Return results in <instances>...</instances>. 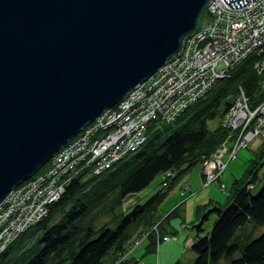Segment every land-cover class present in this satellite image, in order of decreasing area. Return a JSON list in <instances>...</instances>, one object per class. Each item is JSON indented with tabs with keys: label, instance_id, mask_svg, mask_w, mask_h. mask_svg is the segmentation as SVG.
<instances>
[{
	"label": "water",
	"instance_id": "obj_1",
	"mask_svg": "<svg viewBox=\"0 0 264 264\" xmlns=\"http://www.w3.org/2000/svg\"><path fill=\"white\" fill-rule=\"evenodd\" d=\"M208 1L0 0V200L176 55Z\"/></svg>",
	"mask_w": 264,
	"mask_h": 264
},
{
	"label": "trees",
	"instance_id": "obj_2",
	"mask_svg": "<svg viewBox=\"0 0 264 264\" xmlns=\"http://www.w3.org/2000/svg\"><path fill=\"white\" fill-rule=\"evenodd\" d=\"M253 62V57L246 55L175 119L155 117L149 121L146 140L105 170L95 174L85 170L74 176L60 197L49 204L45 216L25 227L5 247L0 264H46L53 257L56 262L69 259L68 264H105L107 255L113 257L112 264H142L128 257L133 249L127 251L131 238L147 234L144 253L155 252L164 237L175 239L176 233H164L157 216L159 204L179 175L210 159L222 143L232 139L220 120L232 105L238 86L247 93L252 106L263 99L262 73L253 69ZM212 120H217L214 127L208 124ZM254 155L242 175L232 179L224 203L213 204L206 213L202 208L207 203L196 206V218L190 225L194 231L189 246L194 252L191 264H264V230L256 233L264 226L263 137ZM168 169L174 171L172 176H166ZM159 172L163 178L154 193L114 212L128 194L141 191ZM176 210L173 207L169 212ZM212 210L215 218L207 230L202 219ZM108 211L117 215L113 224L95 226L97 216ZM125 250V257L116 263Z\"/></svg>",
	"mask_w": 264,
	"mask_h": 264
},
{
	"label": "built area",
	"instance_id": "obj_3",
	"mask_svg": "<svg viewBox=\"0 0 264 264\" xmlns=\"http://www.w3.org/2000/svg\"><path fill=\"white\" fill-rule=\"evenodd\" d=\"M204 8L209 12L208 22L183 38L176 55L133 85L117 104L103 108L92 122L52 153L48 167L2 196L0 253L25 227L45 216L49 204L60 197L74 176L85 170L99 173L140 146L146 140L149 121L155 117L175 119L246 55L253 57L255 71L264 72V0H249L240 7L227 6L225 0H209ZM236 93L220 120L232 139L202 162L203 184L217 180L239 148L264 138V97L252 106L243 88L238 86ZM225 154L228 157L224 161ZM165 174L172 176L174 171L168 169ZM145 235L135 238L127 251ZM127 251L120 253L116 263Z\"/></svg>",
	"mask_w": 264,
	"mask_h": 264
},
{
	"label": "rangeland",
	"instance_id": "obj_4",
	"mask_svg": "<svg viewBox=\"0 0 264 264\" xmlns=\"http://www.w3.org/2000/svg\"><path fill=\"white\" fill-rule=\"evenodd\" d=\"M209 20V12L203 8L202 13L199 15L198 17V26L203 25V23H207ZM263 81H264V72L261 74ZM133 88V87H132ZM132 90V89H130ZM262 90H264V83L262 84ZM129 91V90H128ZM127 91V92H128ZM126 92V93H127ZM125 93V94H126ZM125 94H123V96H125ZM123 96L120 98L119 101L122 100ZM119 101H117L115 104H117ZM113 104V105H115ZM112 105V106H113ZM217 120H212L210 121L208 124L210 127H214V125L216 124ZM259 139H254L253 141L251 140V142L244 147H241L237 150L236 154L234 155L235 157L231 158L230 160H228L225 165H224V169H222L221 174L219 175V180H214L212 182H209L207 184H203V174H202V164H195L193 165L191 168H189L188 171L183 172L181 175H179V177L176 179L177 181L175 182V184L173 185V187L169 190V193L167 194L166 198H164L163 202L159 204V207L157 209V216L159 218V220L162 221L161 226H163V228H167L170 224L174 225L175 223H178V227H181V225H185L187 223V232L189 233L191 228L190 225L188 223V221H190L192 219V217H195V205L200 202L198 200H194L193 194L197 193V192H201L205 193L206 191H208V189H210V191L212 190L213 194L218 193L217 195L219 196V201H217L218 203H224L226 198V192L227 190H229L228 188V184L230 185L232 182V179L236 178V177H240L242 175V172L244 171L245 168H247L249 161L252 159V157H255L254 155V151L257 148V146H259ZM143 143V142H142ZM128 153V152H127ZM227 154L225 155V157L223 158V160L225 161L227 158ZM51 157L49 158V160L47 162L44 163V165L46 167H48L49 161H50ZM43 166V164H42ZM46 167H44L43 169H45ZM43 170H37L34 175L38 172H41ZM163 178L162 173H158V175H156L151 182H149L141 191H138V193H134V194H128V196H126L123 201H122V205L121 208H119V206L116 208L114 212H118L119 209H125L126 207H128V205L133 204V201H137V202H142L144 199H146L147 197H149V195H151L152 193H154L159 186H161V179ZM185 182L188 181L189 183V187L185 188L184 184L182 186H179L180 182ZM211 183V184H210ZM225 184V185H224ZM186 193L188 195V197L185 198V202L182 206V214H180V212L178 210H176L175 212H169L171 209H173L175 203L177 202L176 200H178L181 197V193ZM186 195V196H187ZM182 199V198H180ZM191 199L193 200V206L190 204ZM180 201V200H179ZM208 206H203L204 209L202 208V212L206 213V211H208V209L215 203H209V201H207ZM203 205V204H202ZM202 207V206H201ZM201 212V213H202ZM168 214V215H167ZM116 213H112V212H106L101 214L100 216H97L96 220L94 221V225L98 226V225H112L113 220L116 217ZM215 218L214 212L213 210L211 212L208 213L207 218L202 219L203 220V226L205 229H209L212 225V222L214 221L213 219ZM182 220L185 223H182ZM171 221V222H170ZM191 222V221H190ZM262 230H264V226L260 227V230L256 231V233L261 232ZM174 237L172 236L171 239ZM135 237L131 238V240H134ZM146 240H141L140 245L138 247H136V255L139 257L140 262H144L146 264H154L156 256H157V261H159V264H164L165 260H167L169 258V256L172 254L169 251V248H171L170 245H167L166 242L162 243V241L160 242V249L159 252H153L152 253H144V246L146 245ZM162 249V251H161ZM106 258H104L105 260V264H111V256H105ZM68 260L69 259H65V260H61V261H57V259L55 257L53 258H49V260L47 261L46 264H68ZM184 262V260H183ZM182 262V264H183ZM115 264V263H113Z\"/></svg>",
	"mask_w": 264,
	"mask_h": 264
},
{
	"label": "crops",
	"instance_id": "obj_5",
	"mask_svg": "<svg viewBox=\"0 0 264 264\" xmlns=\"http://www.w3.org/2000/svg\"><path fill=\"white\" fill-rule=\"evenodd\" d=\"M183 184H184L185 188L189 187L188 181H185V182L181 181L179 186H182ZM229 186L230 185L228 184V188H229ZM212 190L210 191V189H208V191H206L205 193H202V191H201V192H197V193L191 195V196H193L194 200L200 201L195 205V208L198 205H202V204L204 205V204L208 203L207 201H209V203L210 202L211 203L212 202L218 203L217 202V201H219V196L217 195L218 193L213 194ZM186 195H187L186 193H181L180 198H182V199L179 198L178 200H176L177 202L174 205V207H176L177 210L180 211V214H182V212H183L181 205L184 204L185 198L188 197V195L187 196ZM190 204L193 206V200L192 199H191ZM194 213H195V217H192V219L190 220L191 222L188 221L189 225H191V223L196 218V212H194ZM182 223H185V222L182 220ZM187 226L188 225L186 223L185 225L182 224L181 227H178V223H175L174 225L170 224L167 228H165V231H166V232H164L165 234L170 235L171 232L176 233V234H175L174 240H173V238L171 239L169 237L167 239L161 240L162 243L166 242L167 245L171 246V248H169V251H170V253H172L169 256V258L167 260H165L164 264H182L183 260H184L183 264H191V261L193 260L194 252L190 251L189 246H190V244H192L191 241H192V236H193L194 231L191 228L190 232L188 233L187 232L188 230L186 229ZM143 240H146V238H144ZM160 242H159V244H161ZM139 245H140V243H138L137 246H135V247H133V249H131V251L128 253V257L131 258V256H132L134 258H137L138 263H142L143 261L140 262L139 257L136 255V250H135L136 247H138ZM159 249H160V245H157L156 252H159ZM161 251H162V249H161ZM157 256H156L154 264H159V261H157ZM143 264H146V263L143 262Z\"/></svg>",
	"mask_w": 264,
	"mask_h": 264
},
{
	"label": "bare ground",
	"instance_id": "obj_6",
	"mask_svg": "<svg viewBox=\"0 0 264 264\" xmlns=\"http://www.w3.org/2000/svg\"><path fill=\"white\" fill-rule=\"evenodd\" d=\"M147 125H148V124H146V128H147ZM146 128H145V129H146ZM146 130H147V129H146Z\"/></svg>",
	"mask_w": 264,
	"mask_h": 264
}]
</instances>
